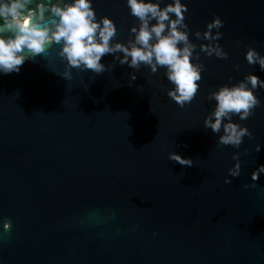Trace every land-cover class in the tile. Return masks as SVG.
Segmentation results:
<instances>
[{
    "label": "water",
    "instance_id": "obj_1",
    "mask_svg": "<svg viewBox=\"0 0 264 264\" xmlns=\"http://www.w3.org/2000/svg\"><path fill=\"white\" fill-rule=\"evenodd\" d=\"M184 2L203 70L183 107L167 96L163 67L133 69L120 53L101 58L104 72L73 68L66 80L53 45L0 73V264H264V173L251 177L264 164V88L248 118L232 117L253 134L239 147L203 125L210 91L248 72L264 79L245 59L249 46L264 55V0ZM93 6L116 22L111 43L134 42L126 0ZM216 15L226 58L201 52L208 41L194 35ZM172 151L192 165L169 160Z\"/></svg>",
    "mask_w": 264,
    "mask_h": 264
},
{
    "label": "clouds",
    "instance_id": "obj_2",
    "mask_svg": "<svg viewBox=\"0 0 264 264\" xmlns=\"http://www.w3.org/2000/svg\"><path fill=\"white\" fill-rule=\"evenodd\" d=\"M93 3L94 0H0V73H18L26 60L35 61L53 45L58 46V55L66 62L65 71L60 74L66 80L71 79L73 68L102 73L107 66L101 58L120 53L119 63L133 69L138 70L144 65L156 73L163 67L172 85L167 96L181 107L190 103L198 91L203 66L197 63L196 45L190 40L189 25L185 21L187 3L184 0L167 3L163 0H126L130 14L139 21L138 27L130 28L134 34L131 45L111 43L117 34L116 22L109 15L97 18ZM223 23L216 15L203 33L195 31L197 39L208 41L199 45L201 52L208 56L215 54L218 58L228 56L219 44L222 35L219 29ZM213 29L217 31L213 33ZM245 59L249 65L258 64L264 71V55L255 47L247 48ZM135 78L133 74L131 80ZM257 87L264 88V79L248 72L239 82L223 84L208 93V99H214L215 106L203 125L213 133L223 129L217 144L239 147L245 135L252 137L247 125L242 126L232 117L238 115L239 120H245L261 104L255 93ZM260 147V144L256 145L257 152ZM168 159L182 166L193 163L191 158L176 151L170 152ZM233 159L235 164L228 171L235 177L239 175L241 163L235 155ZM261 173H264V164L251 173L252 180H257ZM228 182L225 177V183ZM11 224V220L4 219L5 232L11 229ZM4 239L6 242L7 237Z\"/></svg>",
    "mask_w": 264,
    "mask_h": 264
}]
</instances>
